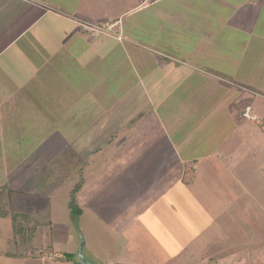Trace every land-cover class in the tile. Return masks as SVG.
Returning a JSON list of instances; mask_svg holds the SVG:
<instances>
[{"label":"rangeland","instance_id":"1","mask_svg":"<svg viewBox=\"0 0 264 264\" xmlns=\"http://www.w3.org/2000/svg\"><path fill=\"white\" fill-rule=\"evenodd\" d=\"M103 1L96 0V7L89 8L90 20L75 18L82 21L81 30L93 31L87 26L92 25L89 22L100 26L102 18L113 21L119 16L109 11L121 8L115 6L120 0H112V6L107 2L109 0ZM142 1L145 6L140 12L136 10L124 17L129 19L152 14L157 18L156 22L161 16L160 23L166 25L170 24L169 21L198 22L202 23L204 30L195 32V35L200 33L197 41L204 38L206 32L209 34L207 44L191 43L192 48H201L185 57L186 63L183 64L194 71L190 70L185 76L188 69L171 61L172 67L177 65L183 76L176 75L178 86L170 87L166 92V87L162 88L161 91L165 93H157L158 89H155L154 95L167 98L163 109L169 107L170 110L169 114L163 110V113H167L164 114L163 124L171 131H178V145L183 147L179 152L197 158L204 155L217 158L214 163L208 164L198 159L200 169L195 173L194 183L179 188L180 202L183 204L174 207L173 214L180 217L178 219L183 228L190 229L188 234L181 231L183 247L178 241L169 248L166 247L169 244H162L165 247L155 255L156 263L264 264V32L258 31L245 41L246 33L226 27L224 35L215 36L213 33L219 24L207 18L216 19L219 17L217 13H210L208 17L187 10L186 19L179 20V17H175L177 14L173 13L177 6L174 0L154 4V0H137L135 3L140 6ZM121 2L127 6L126 0ZM211 7L217 8L212 4ZM218 11H223V8L220 7ZM228 16L220 12V17H225L226 23L233 22ZM232 17L236 18L234 14ZM146 22L150 23L148 20ZM202 34L204 37H201ZM101 38L98 36L99 48H102ZM103 39L107 42L111 40L108 37ZM160 45L164 46L162 43ZM66 46L64 57H59L62 49L55 52L62 62H51L55 77L49 78L47 83L46 79L44 83H30L35 87V93L30 94L27 100L18 99L24 101L17 100L18 104L12 106L15 110H6L9 113L6 119L10 116L12 121L10 126L0 131V185L23 193L24 196L16 197L18 205H21L18 208L36 209L33 212L41 214L35 218L43 220L33 238L22 236L18 240V251L25 249L29 254H34L37 249L45 248L47 253L34 257L6 256L4 251L9 248L8 238L14 230L10 219L4 217L0 218V264H82V259L86 264H98L100 261L115 264L117 261L129 263L139 258L136 254L130 255L133 253L127 250L123 238H115L116 234L104 228L101 220L77 203L76 190H73L77 177L74 172L80 159L73 157L57 164L54 153L56 148H60L55 141L59 132L72 138L76 136L75 118L81 113L78 101L85 99L88 90L95 88L93 91L97 92L93 95L99 105L92 111L98 110L101 124L106 119L112 121L111 118L115 123L121 117H124V121L128 120L130 115H126V104L131 107L138 106V103L145 104L141 81L147 70L143 68L144 65L153 67V60L148 57L152 48L146 46L148 50L137 51L136 56L139 53L141 60L130 59L129 63L125 56L122 57L116 43L111 45L108 42L105 56L96 55L91 62L83 59L86 69L91 71L87 76L83 69L75 70L73 61H70L84 52L87 43L80 40ZM188 46L189 43L181 48ZM68 56L69 60L65 61ZM167 67L173 70L170 64ZM155 80H151L150 87ZM174 80L173 76L172 82ZM65 81L70 86L67 92L62 91L65 88L60 86ZM49 96L61 100L59 106L64 113L59 119L55 116L58 103L42 101L48 100ZM52 107L56 108L49 111ZM109 108H113V111H109ZM87 113L89 117L92 114ZM82 120L79 118L77 122ZM113 122H109L107 129L113 127ZM67 124L71 127L65 131L69 126ZM49 147L53 149V158L42 162L43 154ZM113 247L118 254L108 252ZM62 255L67 259L56 260ZM145 256L142 251L141 262Z\"/></svg>","mask_w":264,"mask_h":264},{"label":"crops","instance_id":"2","mask_svg":"<svg viewBox=\"0 0 264 264\" xmlns=\"http://www.w3.org/2000/svg\"><path fill=\"white\" fill-rule=\"evenodd\" d=\"M136 1L126 0L127 6H123L121 0L115 3V6L122 7L109 12L113 13L112 15H115L114 13L119 15L113 21L121 22L112 32H105L83 31L80 29L82 21L75 20L79 17L90 20L88 10L96 7V0H0V131L3 127L10 126L12 121L10 116L6 119L9 114L6 110L8 108L15 110L12 106L18 104V99L27 100L30 94L35 93L33 83H44L45 79L47 83L51 77H55L51 62H62L57 59L59 54L56 55L55 52L62 49L59 57H64L67 44L80 40L87 43L84 52L70 60L73 61L75 70L83 69L87 76L91 71L86 69L83 59L91 62L96 55L105 56L108 53V42L111 45L116 43L123 54L122 57L125 56L129 63L130 59L138 62L141 60L139 53L136 56L137 51L148 50L146 46L152 48L148 57L152 58L154 64L153 67L144 65L143 68L147 70L141 81L145 104H149L145 106L144 103H138V106L131 107L125 103L126 115H130L128 120L124 121V117H121L115 123L114 118H111L112 121L106 119L107 121L103 120L101 124L98 110L92 111L93 108H97V104L99 105V101L93 95L97 92L93 91L95 88L88 90L85 99L78 101L81 113L75 118L76 136L72 138L71 135L66 133L62 135L59 132L58 140L55 141L60 144V148H56L54 162L61 164L62 161L73 157L75 160L80 159L74 172L77 176L74 179L77 203L101 220L104 228L116 234L115 238H123L127 250L133 253L131 256L136 254V257H139L136 261L129 263L117 261L115 264H158L155 255L162 252L166 245L169 244L166 246L169 248L177 241L181 243L180 247H183L181 231L188 234L190 229L183 228L180 217L173 214V208L183 204L180 202L179 188H186L187 185L194 183L195 173L200 169L198 159L205 160L208 164L214 163L217 158L211 159L213 156L209 155L197 158L195 155L185 156L179 152L183 147L180 148L178 145V131L176 129L171 131L163 124L166 113L165 111L163 113V110L168 111V114L170 110L169 107L163 109L167 98L156 97L154 92L158 89L157 93H165L170 87L178 86L176 75L183 74L180 75L182 72L177 65L172 67L171 61L188 69L185 76L190 70L194 71L183 64L186 63L185 57L192 55V52L201 48L203 43L207 44L209 34L206 32L205 37L202 34L201 37L205 39L197 41L200 33L195 35V32L199 29L204 30L202 23L197 21V23L190 21L188 24L168 20L170 24L166 25L160 23L161 16H158L159 20L156 22L157 18L152 14L140 15L141 20L140 16L126 19L124 17L126 14L136 10L140 12L145 6L143 1L140 6L135 3ZM168 1L172 0H154L152 4ZM105 2L106 0L102 3ZM107 2L112 6V0ZM174 3L177 6L173 13L177 14L175 17H179V20L186 19L187 10L208 17L210 13H217L219 17L216 19L207 18L219 24L213 33L215 36L224 35L226 27L246 33L247 37L243 38L245 41L258 31L264 32V0H174ZM211 4L217 8H210ZM220 7L223 11H218ZM220 12L229 15L233 22L226 23L225 17H220ZM233 14L236 18L232 17ZM102 19L101 25L113 22L107 18ZM147 20L150 23H147ZM165 28L173 33H168ZM98 36H102L100 45L102 48H99ZM103 37L111 40L107 42ZM217 41L219 44L220 41ZM161 43L164 46H161ZM188 43V47L181 48ZM191 43H200L201 46L194 49ZM67 60L69 56L66 57L65 61ZM168 64L173 70L167 67ZM77 66L80 68H75ZM172 75L175 77L173 82ZM154 78L156 80L150 87ZM60 86L65 88L62 90L64 92L70 87L67 81L62 82ZM164 87L165 92L161 91ZM37 98L34 97L35 100H39ZM59 100L51 96L48 100H42L58 103V113L55 114L58 119L64 113L61 112ZM64 101L62 99L63 103ZM55 108L52 107L49 111ZM108 110L113 111V108ZM87 112L92 113L90 117ZM79 118L80 120L83 118L82 121L85 122H77ZM96 118L97 120H94ZM109 122L114 124L107 129ZM67 125L69 126L65 131L71 127L70 124ZM47 141L51 143L49 139ZM69 141H73L74 144ZM52 150L48 148L43 154L42 162L53 158ZM142 251L146 256L141 262ZM108 252L118 254L115 247ZM98 264L105 262L100 261Z\"/></svg>","mask_w":264,"mask_h":264},{"label":"trees","instance_id":"3","mask_svg":"<svg viewBox=\"0 0 264 264\" xmlns=\"http://www.w3.org/2000/svg\"><path fill=\"white\" fill-rule=\"evenodd\" d=\"M76 189L77 188H74L73 190ZM18 195H20L21 197L24 196L23 193L13 189L11 190L6 185L0 186V218L8 217L12 223L14 230L12 236L8 238L9 248L4 251V254L8 257L44 256L47 253L44 250L45 248L37 249L35 247V249L37 250L36 252H34V254H29V251L25 249L23 251L22 250L18 251L19 248L18 240L21 239L22 236H28L29 238H33L39 224L40 223L42 224L43 222L42 219L35 218L36 215L41 214L38 212L36 213L33 212V210L36 211V209L25 210L18 208L21 206L20 204L18 205V202L16 200V197H18ZM71 211H72V215H74L75 212L73 208H71ZM32 215H34V217ZM48 223L50 222L48 221ZM27 245L28 242H26V246ZM63 259H67V258L63 257L62 255L60 257H57L56 260H63Z\"/></svg>","mask_w":264,"mask_h":264},{"label":"built area","instance_id":"4","mask_svg":"<svg viewBox=\"0 0 264 264\" xmlns=\"http://www.w3.org/2000/svg\"><path fill=\"white\" fill-rule=\"evenodd\" d=\"M121 21L117 20L114 22H108L104 23L103 25H98V24H92V25H87L88 27L90 26L93 30H99V31H105V32H112L114 30L115 25H118ZM120 38V35H118Z\"/></svg>","mask_w":264,"mask_h":264},{"label":"water","instance_id":"5","mask_svg":"<svg viewBox=\"0 0 264 264\" xmlns=\"http://www.w3.org/2000/svg\"><path fill=\"white\" fill-rule=\"evenodd\" d=\"M82 264H86L83 259H82Z\"/></svg>","mask_w":264,"mask_h":264}]
</instances>
